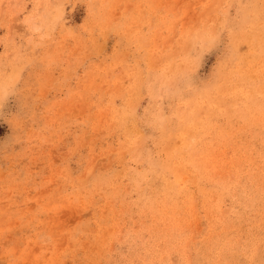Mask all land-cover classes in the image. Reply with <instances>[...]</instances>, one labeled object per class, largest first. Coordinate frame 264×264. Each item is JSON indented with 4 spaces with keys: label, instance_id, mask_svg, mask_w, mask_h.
<instances>
[{
    "label": "rangeland",
    "instance_id": "obj_1",
    "mask_svg": "<svg viewBox=\"0 0 264 264\" xmlns=\"http://www.w3.org/2000/svg\"><path fill=\"white\" fill-rule=\"evenodd\" d=\"M0 264H264V0H0Z\"/></svg>",
    "mask_w": 264,
    "mask_h": 264
}]
</instances>
